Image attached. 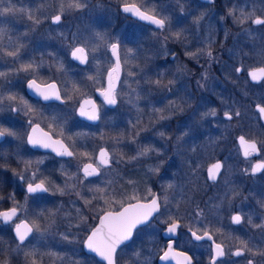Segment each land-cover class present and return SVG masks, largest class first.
Instances as JSON below:
<instances>
[{
    "label": "flooded vegetation",
    "instance_id": "obj_1",
    "mask_svg": "<svg viewBox=\"0 0 264 264\" xmlns=\"http://www.w3.org/2000/svg\"><path fill=\"white\" fill-rule=\"evenodd\" d=\"M54 1L56 2V0H51L50 2L52 7L55 6ZM131 1L110 0L108 2V0H92V3H88L86 0H79L85 7L80 9L67 8L66 12L62 14L60 22L52 20V17L59 13L53 11L49 16L47 15L45 21L40 22L38 25L34 24L33 20L29 19L28 13L25 12L0 16V29L3 30L0 32V50H2L0 52V71L10 73L7 77L0 78V94L4 97V100L0 102V109H2L0 111V127L15 133V135H5L0 140V197L3 198L0 199V211L12 208L14 204H19L24 205L26 210L34 211L38 207V213H48L54 208L58 198L64 197L58 190L63 188L61 180L71 177L76 170L80 172L85 181L99 177L102 168L110 165L100 166L97 161L98 150L101 148L108 150L107 147L98 145V141L104 137V128H108L110 134L109 131L105 132V138L109 137L112 142L114 149V153H112L113 165L118 171L122 167L128 171L126 175L128 184H125H132L134 180L131 177V173L136 169H142L145 173L144 186L145 184L147 187L149 186L152 195L146 199L141 197L140 199L132 200L130 198L125 201L126 203L123 202L124 204L119 208L105 211H117L123 205L134 201H148L154 195L159 196L161 199L167 195L171 200L172 214L180 218L182 225L175 234L166 236V225L157 221L159 216L154 214L148 223L134 231L133 236L127 243L117 248L116 255L120 250H125L129 260L130 255L133 256L134 253H140V251L144 250L145 256L150 259V264H186L184 257L181 256L180 258L177 255L178 252H181L191 258V264H212L213 240L215 243L220 242L216 240V236L212 233L213 240L205 238L204 240L196 241L191 236L189 229L197 231L198 235H203V232L208 230L199 229L198 226L200 225L197 223L196 213L199 211L203 212L202 222H200L203 223V220L206 219L205 214L207 215L209 211V197L215 193L213 186L221 181L224 173L225 162L223 158L225 154L221 153L209 160L199 176L197 170L198 155L192 150L189 152L181 151V148L184 147L182 143L184 139L188 140L190 144L198 143L199 135L196 131V119L193 113L199 98L205 94L210 97V93L201 94L198 86L199 84L213 83L215 80H223L225 82L221 65L223 59H226L225 47L227 48L229 42L226 43V40L224 44L216 47L209 46L201 50V53L195 58L190 57L186 53L192 52L191 49L187 48L183 41H177L172 38L173 33L183 31L189 23L184 22L182 15L180 16L177 12H170V16H168L171 21L170 26L166 25L165 29L158 30L148 23L121 12V5L125 2L131 3ZM198 1L202 4H213L216 0H211L210 2ZM99 2L115 5L117 15L107 24H103L101 22L102 19L99 20L95 17L90 22V30H83L80 17H84L86 23L88 20L86 16L88 8ZM45 4L43 0H3L0 3V8L14 6L18 9L20 7L31 11L34 18L39 19L41 18V11L46 6ZM52 7H48L46 10L49 11ZM164 14H160V16H165ZM12 18L19 21V23L17 21L20 26L19 29L9 30L11 26L9 21ZM62 24L65 25V28L61 32L55 30ZM11 31L17 32L19 35H24L25 32V35H27V38L22 42L24 48L20 52L18 59L3 55L7 51H14L10 49L11 46L8 44ZM96 33L107 34V44L103 45V42L94 39L93 37ZM152 33H157L158 36H152ZM117 40L120 42L119 79L115 85L117 103L110 107L97 91L105 90L108 83V72L115 66V59L110 47L107 45ZM153 44L157 45L155 49ZM159 45L165 51H159ZM77 46L88 48L86 63H79L72 57V50ZM93 47L96 49L95 52L91 51ZM209 48L212 51L211 58L206 54ZM127 49L133 50L135 58L125 55ZM27 51L31 52V54L26 57ZM50 53L54 55H50ZM126 59L128 60V65L125 63ZM30 61H34L36 65H39L36 73L17 71V69H20L21 64ZM60 64L63 65L62 68L59 67ZM129 72L133 73V75L129 76ZM126 76H128L126 82L129 85H137L141 79H146V81H142V84L147 83L144 89H146L145 97L149 98V102L158 95L160 97V107L162 108H168L166 101H164L167 98H164V96L174 97L179 102L178 105L180 107L174 108L172 106L173 113L169 120H165L164 124L167 128L164 129L163 135L160 136L159 145L162 151L157 160H152V154L149 151L143 159L138 158L135 161L127 162L135 155L137 149H150L152 140L155 139L153 131L156 132L157 128L155 126L152 131L151 104L148 105L145 113L138 115V118L143 116V119H138L136 118L137 116L135 118L130 116L127 124L123 120H117L115 124L102 125L108 115L116 110L119 105L118 96ZM32 79H36L41 86L50 83L54 84L60 92L61 100L51 99L44 101L38 96L29 94L27 92L28 82ZM138 79L139 81H137ZM157 79H160L163 85L168 84L169 81H174L172 86L170 85L171 91H169V88L158 87L151 83V81ZM184 85L186 88L183 91L181 89ZM157 90L159 94H157ZM162 91L163 94L161 93ZM10 94L16 95L17 100L9 101L7 96ZM21 97L36 110V115L25 114L27 109L24 107ZM84 99H91L94 102L99 114V119L96 123H90L77 115V108ZM182 102H185L184 105H182ZM12 109H17V111H12ZM53 116L57 118L56 122H53ZM30 120L33 125H39L35 133L36 136L42 135L39 133L41 130V133H47L51 139L60 141L74 155L71 157L61 156L52 150L40 149L29 144L28 136L32 134V127L29 126ZM186 121L190 125H185ZM186 129L188 131H185ZM141 130L143 131L141 132ZM184 133H186L185 136ZM84 152L89 153V155L83 156L82 153ZM260 154L261 150L259 156ZM259 156L257 159L261 160ZM242 158L254 159L251 166L256 161L254 157ZM152 161H157L159 164L158 173L155 178L150 177L148 182V171L145 166L150 165ZM216 161L221 162L223 167L218 174L217 180L211 181L208 179L207 168ZM86 163H91L98 167L99 174L85 177L81 169ZM263 172L264 169L258 174H252L251 172V175H261ZM33 173H35V176H33ZM41 179L48 182L46 186L49 187V192L42 194L43 199L36 200L29 196L26 201L25 197L28 195L26 186L28 183L33 181L38 183ZM174 179H176V182L172 184L174 187L168 188V183ZM199 180L203 184L201 188H199ZM121 182H123L122 179L119 185ZM82 194V198L86 200L87 192L82 191ZM69 195H72V192ZM13 196L14 200L11 198ZM103 196L105 197L103 201L106 200V203H109L115 197L111 193ZM114 205L117 206V203H114ZM177 205L179 207L178 212L176 211ZM161 207L163 210V205ZM234 214L236 213H233L232 216ZM33 219H35V216L31 218L26 215L25 211H18L17 216L11 222L3 223L0 220V225L2 231H9L12 238L20 244L13 235V228L22 220L31 224ZM155 223L158 225L156 235L139 236L135 234L137 230L144 229ZM11 224L12 226H10ZM7 239L8 234L3 233L2 239L0 238V244L6 243ZM169 242L173 244V249L169 258L161 262V256H163L164 252L169 251L167 247ZM236 249H233L231 253L235 252ZM231 253L227 254L225 250V256L218 258V264L226 258L241 259L245 256V253L241 256H235ZM87 255L94 257L91 254ZM173 259L175 261H172ZM96 261L98 260L96 259ZM100 263L104 264L103 262Z\"/></svg>",
    "mask_w": 264,
    "mask_h": 264
},
{
    "label": "rangeland",
    "instance_id": "obj_2",
    "mask_svg": "<svg viewBox=\"0 0 264 264\" xmlns=\"http://www.w3.org/2000/svg\"><path fill=\"white\" fill-rule=\"evenodd\" d=\"M86 1L92 3V0ZM43 2L46 3V6L43 5L45 8L41 11L40 22L45 21L47 15L49 16L53 11L59 12L60 7V0L54 1V7L50 3L51 0H43ZM63 2L65 13L70 0H63ZM131 2L141 4L144 0H132ZM153 5L158 15L165 13L164 15L168 17L170 12H177L180 16L182 15L184 22H189L182 31L183 38L181 41L192 52H196L197 49L204 50L209 46L216 47L229 40L228 45L226 44L227 48L225 47L226 59H223L221 67L224 80L230 81L231 84L228 86L223 80H215L213 83L205 85L199 84L198 88L201 94L210 93V97L206 94L201 95L203 97L200 96L201 98L198 99L193 113L196 119L197 128H195L199 140L197 144H190L188 140L184 139L182 141L184 147L181 148V151L189 152L192 150L196 152L199 158L197 160L199 176L209 160L221 153L225 154L223 158L225 162L224 173L221 181L213 186L215 193L209 197V211L207 215L205 214L206 219L203 220V223L197 222L200 225L198 226L199 229L211 230L210 232L224 246L227 254H230L233 249L242 247V242H246L253 251H264V228L255 227V225L264 223V172L261 175H251V163L254 159L242 158L236 144L238 135L255 140L259 147L264 144V127L254 110V104H260L264 107V80L259 84H251L246 76L248 69L257 66L264 67V26L254 25L251 22V19L256 16L264 18V0H216L213 4H202L198 0H150L148 7L151 8ZM48 7L52 8L47 11L46 8ZM241 8L246 12H255V15L243 25L237 23L234 17L228 14L229 9ZM28 11L25 10V13H28ZM15 13L17 12L10 14ZM116 15V7L112 3L99 2L91 5L86 15L88 17L87 22L85 23L84 17H80L82 29L90 30V22L95 17L99 20L102 19L103 24H107ZM201 15H203V18L198 24L195 23L196 18L201 17ZM237 15H239L238 11ZM17 21L15 18L9 21L11 24L9 30L20 28L19 21L18 23ZM64 28L65 25L62 24L55 30L61 32ZM9 35L8 44L11 46L10 49L15 50L17 46H22L20 50L22 52L24 48L22 42L27 38L25 32L24 35H19L17 32L11 31ZM102 35L107 41V34ZM152 36L157 37L158 34L152 33ZM155 46L157 47L156 44H153L154 49ZM158 48L159 51H165L160 45ZM29 54L31 52L27 51L26 57ZM237 67L242 68L241 74L235 71ZM127 77H125L120 88L119 105L116 110L108 115L105 119L107 122L103 121L102 125H112L117 120H123L127 124L130 116L134 118L137 116L136 118H138V115L145 113L148 105L151 104L152 131L155 126L157 129L156 132L153 131L155 139L152 140L150 152L152 160H157L162 151L159 145L160 136L167 128L164 124L165 120H169L173 113L170 102H175L177 105L179 102L174 97L164 96V98H167V100H164L168 105L167 109L160 107L159 95L149 102V98L145 97L146 89H144L147 83L142 84V81L144 82L146 79L143 80L139 77L141 81L137 85H129L126 82ZM233 84L239 86L234 90ZM185 88L184 85L181 90L184 91ZM137 93L139 98H137ZM161 93L163 94V91ZM157 94H159L158 90ZM184 103L182 102V105ZM154 109H160L161 111L156 112ZM213 109L217 113L215 116L204 115ZM236 111H239V117L233 116L232 120L224 118L225 112ZM161 115L165 118L160 119ZM140 118L143 119V116ZM187 124L190 125L188 121L185 125ZM107 131L110 134V130L104 128V137L98 141V145L107 147L109 153L112 154L114 153L112 142L109 137L105 138V132ZM185 131H188V129ZM185 135L186 133H184ZM137 150L131 160H127V162L144 158L145 155H138L143 149ZM260 150L259 158L264 161V147H261ZM158 166L157 161H152L150 165L145 166L148 171V182L150 177L155 178L157 175L158 171L156 169H158ZM127 172V169L123 167L118 171L113 165V160H111L110 165L102 168L100 176L95 179L85 181L80 172L76 170L71 176V180L68 178L61 180L64 197L58 198L54 208L46 214L48 216H46V220H43L44 224H41L39 220L41 229H47V231L41 234L34 230L30 239L23 245L18 244L13 238H8L6 243L0 244V250L3 251V258L0 262L7 259L9 264H31V257L26 256V253L37 251L40 254L36 256L38 264H76V262L78 264H101L94 257L82 251V242L97 217L105 210L119 208L132 197H135L136 200L141 197L146 199L152 195L149 186L147 187L146 184L144 186L145 173L142 169H136L131 173L134 182L130 185H126L128 184ZM121 179L123 182L119 185ZM175 182L176 179L168 184L172 185ZM199 183V188L203 187L200 180ZM66 184L74 185L75 188L66 187ZM97 188H103L106 193L114 194V199L106 203V200L103 201L105 197L95 192ZM82 191L87 192L86 200L82 198ZM70 192H72V195H69ZM86 201L89 203H86ZM114 203H117V206ZM37 208L34 211L27 209L25 211L26 215L34 218L35 214L39 212ZM50 213H55V215L52 216ZM233 213H238L243 217L242 222L235 226L231 223ZM249 218H251V223H249ZM162 220L163 216L161 215L157 221L161 222ZM215 229H220V231L215 232ZM157 230L158 225L155 223L137 230L135 234L154 236L157 234ZM0 231H2L1 225ZM64 236H67L66 240L63 238ZM0 237L2 239V236ZM18 245H20L19 248ZM49 253L56 255L50 256ZM244 253V258H226L222 264H248L250 259L254 260V264H264V257L259 255L253 257L247 251ZM133 256L130 255L128 260L125 250H120L116 255L117 264H134ZM138 264H150V259L145 256L144 250L140 251Z\"/></svg>",
    "mask_w": 264,
    "mask_h": 264
},
{
    "label": "snow or ice",
    "instance_id": "obj_3",
    "mask_svg": "<svg viewBox=\"0 0 264 264\" xmlns=\"http://www.w3.org/2000/svg\"><path fill=\"white\" fill-rule=\"evenodd\" d=\"M3 0H0V3H2ZM150 0H144L143 3L137 4L135 2H125L123 4L122 10L124 13L130 14L133 17L141 20L146 21L152 25H155L158 30H163L166 28V25L170 26L171 21L169 17L167 16H160L156 13L155 6L149 8ZM68 8H74V9H80L85 7L84 4L80 3L79 0H70V2L67 5ZM65 11V5L63 0H60V7H59V13L52 17V20L54 22H60L62 18V14ZM237 11L239 12V15H237ZM13 12H25V9H16L14 6L10 7H2L0 8V16H3L5 14L13 13ZM230 16H233L237 23L243 25L247 21H249L254 15L255 12H246L244 9H229ZM28 17L29 19L33 20L34 24H39L40 20L35 19L34 15L31 13V11H28ZM203 18V15L201 17L196 18L194 21L195 23H199V21ZM251 22L255 25H261L264 26V18L260 16H256L255 19H251ZM3 30L0 29V32ZM94 39L104 42L107 44V41H105V38L102 34L96 33L93 37ZM172 38L179 41L183 38L182 31H177L172 34ZM110 47L111 52L113 56L117 57L115 66L108 72V87L105 89L101 95H103L104 100L107 104L115 105L117 103L116 100V94H115V80L119 79V70H120V59H119V49H120V42L117 40L116 42L110 43L107 45ZM22 46H17L14 51H7L6 53H3V55H6L8 57L13 58H19L20 56V50ZM91 51L95 52L96 49L93 47L91 48ZM2 52V50H0ZM201 53L200 49H197L196 52H189L186 53V55L195 58L198 54ZM207 56L212 57V51L209 48L207 51ZM50 55H54L51 54ZM72 57L76 60H79L81 63H86L88 59V48L85 46H77L72 50L71 53ZM127 55L131 56L132 58H135V54L132 49H127ZM15 62V61H13ZM125 63H128V60H125ZM39 65H36L34 61H30L28 63L21 64L20 69H17V71H24V72H31L36 73L37 68ZM60 68L63 67L62 64L59 65ZM236 72H240L241 68H236ZM10 73L2 72L0 71V78H5ZM129 76L133 75V73L129 72ZM249 76L251 77L252 81H261L264 80V67L253 69L249 72ZM91 79V77H89ZM151 83H154L158 87H168L174 83V81H169L168 85H163L162 81L160 79H157L155 81H151ZM28 88L34 92V94L40 98H42L44 101H48L51 99L61 100V95L59 90L56 89V86L54 84L51 85H44L41 86V84L37 83L36 79L29 80L28 82ZM135 91V90H133ZM169 91H171V88L169 87ZM137 98H139V94L137 93ZM7 99L9 101H16L17 96L16 95H8ZM24 107L27 109L26 115L32 114L36 115V110L27 103V101H24L23 98H20ZM71 99V97H69ZM4 100V97L2 94H0V102ZM89 101H85L84 104H81L79 109V114L83 117H87V119L95 121L99 119L98 111L94 104H92L91 108L86 110L85 104H89ZM170 106L179 108V105H176L175 102H170ZM259 111L261 114H264V107L257 105ZM182 110V108H181ZM2 111V109H0ZM12 111H17V109H12ZM156 112H160V109H154ZM217 113L213 109L209 113H205L204 115H212L215 116ZM42 115V113H41ZM224 116L228 120H232L233 116L239 117L240 113L239 111L236 112H225ZM165 117L163 115L160 116V119H164ZM53 122H56L57 118L55 116L52 117ZM29 126L32 127L33 134H30L28 136V143L33 146H42V147H52L53 144H59L60 148L57 150V154L61 156H73L74 153L72 151H69L66 146H64L59 141H53L51 143L46 142L50 138L45 133L43 136H36L35 133L37 129L39 128V125H33L32 121H29ZM51 127V125H49ZM5 135H15V133L10 132L6 128L0 127V137H3ZM161 135H163L161 133ZM239 142L241 145V148L243 149V154L245 157H249L253 153H257L260 151L261 147H264V144H262L260 147H258L257 142L254 140H247L245 136L241 135L239 138ZM150 149H144L142 152L138 153V155H147ZM83 156H88L89 153L84 152L82 153ZM112 155L108 152L107 149L101 148L99 152L98 157V163L100 166L109 165L112 160ZM135 159V157H134ZM30 163V162H29ZM199 167V166H197ZM223 165L220 162H217L213 165H211L208 168V179L211 181H216L218 174L220 173L221 168ZM261 169H264V162H261L257 165H254L252 167V172L255 173ZM158 170V169H156ZM83 174L85 177L94 176L99 174V168L94 167L92 164H85L83 166ZM33 176H35V173H33ZM23 179V177H21ZM69 180L72 179V177H68ZM47 181L44 179H41L38 183L35 181L28 183L27 185V196L25 197L26 201L29 196L33 197L36 200L43 199V195L45 193L49 192V187L47 185ZM66 187L75 188L74 185H68L66 184ZM173 185H168V188H173ZM61 194H64V189H58ZM95 192L99 193L101 196L106 195L107 193L103 188H97L95 189ZM79 195V193H77ZM14 200V196L11 197ZM0 199H3L0 197ZM132 199H135V197H132ZM107 202V201H106ZM86 203H89L86 201ZM163 205V210L162 206ZM18 211H26L24 205L14 204V206L7 210V211H0V220H2L4 223L11 222L14 217L17 216ZM79 212V210H77ZM176 211H179V207L177 205ZM156 214L158 216H165V219L161 221L162 224L166 225L165 229V235L171 236V234H175L177 230L182 226L180 223V218L172 214V208H171V200L167 195L161 199L159 196H153L151 199V202L149 204H128L127 207H124L121 211L118 212H106L103 217L100 218V225L99 227L92 230L91 234L87 237L85 241V246L88 250L91 252H94L98 254L100 257H102L104 260L107 261V264H116V250L119 245L124 243L125 241H128L131 239L133 230L137 228L138 225L144 224L146 221L149 220L150 217H153V215ZM50 215L54 216L55 213H50ZM44 214L43 212L36 213L35 219L32 220L31 224H29L26 221H21V223H17L15 225V235L18 241L20 242V245H23L26 239L29 237L31 233L35 230L38 233L43 234L44 231H47V229L42 230L41 225L39 223V220L43 218ZM197 222H202L203 212L199 211L196 213ZM243 220V217L240 214H235L231 217V221L233 224H240ZM54 223V221H52ZM249 223H251V218H249ZM255 227L258 228H264V223L260 225H255ZM191 232V236L196 241H201L207 238L208 240H213V236L210 231L205 230L203 232V235H198L197 231H193L192 229H189ZM220 229H215V232H219ZM65 240L67 239V236L63 237ZM214 244V254L212 256V264H218V258L225 256V250L221 243H215ZM18 245V248L19 246ZM242 247H239L236 249L235 252L231 253L235 256H241L244 254L245 251L250 252L253 257L259 255L264 257V251H253L251 248L248 247V244L246 242H242ZM169 251L164 252L163 256H161L162 260H167L170 256V253L173 249V244L169 242L168 244ZM2 251V250H0ZM40 255L37 251H32L26 253V256L31 257V264H38L36 260V256ZM48 255L54 256L56 254L49 253ZM177 255L183 256L184 260L186 261V264H191V258L188 257L185 253H178ZM140 256V253H134L133 261L134 264H138V258ZM0 264H9V261L6 259L3 262H0ZM78 264V262H76ZM222 264V262H221ZM248 264H254V260L250 259L248 260Z\"/></svg>",
    "mask_w": 264,
    "mask_h": 264
},
{
    "label": "water",
    "instance_id": "obj_4",
    "mask_svg": "<svg viewBox=\"0 0 264 264\" xmlns=\"http://www.w3.org/2000/svg\"><path fill=\"white\" fill-rule=\"evenodd\" d=\"M200 1H203V2H210L211 0H200ZM122 7H123V5H121V7H120V10H121V12H123V10H122ZM124 13V12H123ZM125 14H127V13H125ZM127 15H129V16H132V15H130V14H127ZM133 17V16H132ZM135 18V17H134ZM256 17H254L253 19H255ZM137 19V18H136ZM139 20V19H138ZM141 21V20H140ZM142 22H145V23H148V22H146V21H142ZM148 24H150V23H148ZM150 25H152V24H150ZM255 25V24H254ZM153 27H156L155 25H152ZM113 55V54H112ZM114 57V59H115V63H116V59H117V57H115V56H113ZM77 62H79V63H81L79 60H76ZM237 68H241V67H237ZM258 68H262V66H257V67H253V68H250V69H248L247 71H246V76H247V78H248V81L251 83V84H259V83H261L263 80H261V81H252L251 80V77L249 76V72L250 71H252L253 69H258ZM242 72V68H241V71L240 72H237V73H241ZM117 81L118 80H115V85L117 84ZM52 83H50V84H48V85H51ZM107 87H108V83H107V86H106V88L105 89H107ZM57 89V88H56ZM27 92L29 93V94H31L32 96H36L35 94H34V92L32 91V90H30L29 88H27ZM103 91H97V93L102 97V99L104 100V97H103V95H101V93H102ZM85 101H89L90 103L89 104H85V108H86V110H88V109H90L91 108V106H92V104H94V102L91 100V99H84V100H82L81 102H80V104H79V106H78V108H77V115L81 118V119H84V120H86V121H88V122H90V123H96L97 122V120H95V121H92V120H89V119H87V117H83V116H81L80 114H79V109H80V106H81V104H84L85 103ZM105 101V100H104ZM106 103V102H105ZM107 104V103H106ZM108 106H113V105H110V104H107ZM257 105H260V104H254V110L256 111V113L258 114V118H259V121H260V123H261V125L264 127V114H261L260 113V111H259V109H258V107H257ZM260 106H262V105H260ZM263 107V106H262ZM224 118H226L225 116H224ZM41 131V130H40ZM39 131V133L40 134H42V135H38V136H43V134H45V133H41ZM32 134H33V132H32ZM47 134V133H46ZM48 135V134H47ZM241 135H238L237 137H236V142H237V145H238V147H239V150H240V155L242 156V157H245L244 156V154H243V149L241 148V145H240V142H239V137H240ZM48 137H49V135H48ZM1 138L2 137H0V140H1ZM50 138V137H49ZM247 139V138H246ZM247 140H251V139H247ZM53 141H58V140H53V139H49L48 141H46V142H49V143H51V142H53ZM255 141V140H254ZM60 142V141H59ZM61 143V142H60ZM257 145H258V143H257ZM36 147H39L40 149H49V150H52L53 152H55V153H57V150H59V148H60V145L59 144H53V146L52 147H47V148H45V147H42V146H36ZM258 147H259V145H258ZM54 149H57V150H54ZM99 152H100V149L98 150V153H97V161H98V157H99ZM259 153H260V151L259 152H257V153H253L252 155H250L249 157H254V158H256V161L252 164V166H251V172H252V167L254 166V165H257V164H259V163H261V162H263V161H261V160H259V159H257V157L259 156ZM217 162H219V161H216V162H214V163H212L211 165H213V164H215V163H217ZM221 163V162H220ZM86 164H91V163H86ZM85 165V164H84ZM83 165V166H84ZM93 165V164H92ZM211 165H209L208 166V168L211 166ZM94 166V165H93ZM105 166V165H104ZM95 167V166H94ZM208 168H207V174H208ZM82 169H83V167H82ZM81 169V170H82ZM263 169H261V170H259V171H257V172H255V173H253L252 172V174H258V173H260L261 171H262ZM82 173H83V171H82ZM95 176V175H94ZM26 191H27V186H26ZM151 202V199L150 200H148V201H134V202H131L132 204H135V203H140V204H149ZM128 204H130V203H127V204H125V205H123L119 210H117V211H105V212H103L100 216H99V218H98V220H97V222L95 223V225L90 229V231L88 232V234L85 236V238H84V241H83V244H82V250H83V252L84 253H87V254H91V255H93L98 261H100V262H103L104 264H107V261L106 260H104L102 257H100L98 254H96V253H94V252H91L90 250H88L87 248H86V246H85V241H86V239H87V237L91 234V232H92V230L93 229H95V228H97V227H99V225H100V218L101 217H103L104 215H105V213L106 212H118V211H121L124 207H127L128 206ZM9 209H11V208H9ZM9 209H6V210H1V211H7V210H9ZM236 214H238V213H236ZM235 215V214H234ZM154 216V215H153ZM153 217H150L149 218V220L148 221H146L144 224H142V225H145L146 223H148L151 219H152ZM2 221V220H1ZM22 221H25V220H22ZM3 222V221H2ZM4 223V222H3ZM19 223H21V221L19 222ZM231 223H232V221H231ZM233 224V223H232ZM142 225H138L137 226V228L138 227H140V226H142ZM136 228V229H137ZM136 229H134L133 230V233H134V231L136 230ZM13 235H14V237H15V239L18 241V239L16 238V235H15V227L13 228ZM32 235V233L29 235V237ZM132 236H133V234H132ZM28 237V238H29ZM27 238V239H28ZM26 239V240H27ZM129 241V240H128ZM128 241H125L124 243H127ZM19 242V241H18ZM20 243V242H19ZM124 243H122V244H124ZM121 244V245H122ZM121 245H119V246H121ZM118 246V247H119ZM117 247V248H118ZM236 251V250H235ZM212 252H213V254H214V244H212ZM178 253H181V252H178ZM180 256V255H179ZM180 258H181V256H180ZM160 261L162 262L163 260L160 258ZM172 261H175L174 259L172 260Z\"/></svg>",
    "mask_w": 264,
    "mask_h": 264
},
{
    "label": "trees",
    "instance_id": "obj_5",
    "mask_svg": "<svg viewBox=\"0 0 264 264\" xmlns=\"http://www.w3.org/2000/svg\"><path fill=\"white\" fill-rule=\"evenodd\" d=\"M229 42V40H227L226 41V43H228ZM226 49V48H225ZM224 51V50H223ZM225 84H227L228 86H229V84H231V82L230 81H225L224 82ZM233 83V82H232ZM239 85L238 84H233V87H234V90H235V88L236 87H238ZM44 214V216H43V218H41L40 219V222L42 223V224H44V222H43V220L45 219L46 220V216H48V215H46V214H48V213H43ZM4 230V229H3ZM5 231V230H4ZM0 231V236H2V234L4 233V234H8V238H12V236H11V234H10V232L9 231ZM1 238V237H0ZM0 258H3V251H0ZM261 260V259H260Z\"/></svg>",
    "mask_w": 264,
    "mask_h": 264
}]
</instances>
